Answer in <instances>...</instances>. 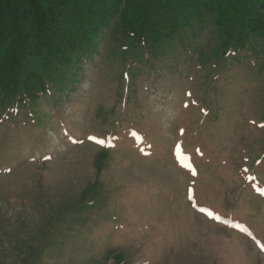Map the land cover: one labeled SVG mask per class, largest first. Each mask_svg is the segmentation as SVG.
<instances>
[{
  "label": "rangeland",
  "instance_id": "obj_1",
  "mask_svg": "<svg viewBox=\"0 0 264 264\" xmlns=\"http://www.w3.org/2000/svg\"><path fill=\"white\" fill-rule=\"evenodd\" d=\"M221 33L153 54L115 20L74 80L0 102V264H264V31Z\"/></svg>",
  "mask_w": 264,
  "mask_h": 264
},
{
  "label": "trees",
  "instance_id": "obj_2",
  "mask_svg": "<svg viewBox=\"0 0 264 264\" xmlns=\"http://www.w3.org/2000/svg\"><path fill=\"white\" fill-rule=\"evenodd\" d=\"M244 1L0 0V102L34 99L74 80L72 69L115 20L154 54L152 48L166 38L186 35L193 21L214 15L222 48L239 51L250 35L264 31V14L247 7L252 0Z\"/></svg>",
  "mask_w": 264,
  "mask_h": 264
},
{
  "label": "snow or ice",
  "instance_id": "obj_3",
  "mask_svg": "<svg viewBox=\"0 0 264 264\" xmlns=\"http://www.w3.org/2000/svg\"><path fill=\"white\" fill-rule=\"evenodd\" d=\"M190 191H191V190H190ZM262 194H264V192H262ZM189 198L191 199V196H190ZM201 211H207V210H206V209H201ZM208 215H209V216H214V214L211 213V212H209ZM214 218H216V217H214Z\"/></svg>",
  "mask_w": 264,
  "mask_h": 264
}]
</instances>
